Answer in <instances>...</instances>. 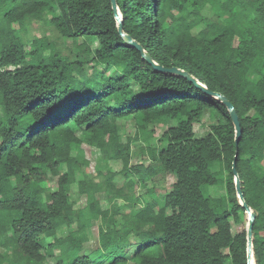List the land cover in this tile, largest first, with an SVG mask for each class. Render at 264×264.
Here are the masks:
<instances>
[{"label": "trees", "instance_id": "obj_1", "mask_svg": "<svg viewBox=\"0 0 264 264\" xmlns=\"http://www.w3.org/2000/svg\"><path fill=\"white\" fill-rule=\"evenodd\" d=\"M116 7L141 50L120 36L110 0H0V264H247L249 215L236 178L255 216L251 260L264 264V0ZM33 22L52 35L32 34ZM143 53L230 101L238 145L225 104ZM206 109L219 120L196 137ZM83 145L99 153L93 172ZM168 174L174 180L156 195ZM218 185L223 195L212 196Z\"/></svg>", "mask_w": 264, "mask_h": 264}, {"label": "rangeland", "instance_id": "obj_2", "mask_svg": "<svg viewBox=\"0 0 264 264\" xmlns=\"http://www.w3.org/2000/svg\"><path fill=\"white\" fill-rule=\"evenodd\" d=\"M203 12L205 14H210V9L209 7H206ZM30 32L34 35H38L40 36L41 34H46V35H49L51 36L53 31L50 27V25L48 23H44V22H33L31 25H30ZM66 45H69L70 44V40H66L65 42ZM63 52L65 53V50H63ZM219 120V117L216 115V113H214L213 111L211 110H204V112L202 113V116L200 118V122L199 123H196L194 124L193 126V129H194V133H195V136L196 137H201L202 135H204L207 131H208V127L210 124L212 123H215L216 121ZM125 125L127 126V131L126 133L131 135L134 131V126H133V121L131 119H128L125 121ZM174 124V121L171 120L169 122V125H173ZM162 132V128H154V134H153V137L151 138V142H155V139L157 136H159ZM140 143H134L132 144L133 147H136L137 145H139ZM82 149L84 150V154H85V157L89 160V165L87 166V170L89 172H93L94 169H95V166L97 164L98 167H100L102 165V162L100 160L97 159L96 161V158L99 156V153L94 149V148H90L86 145H83L82 146ZM146 154V151H142V155H145ZM140 160V156H135V152L132 153V159H131V163H136ZM95 165V166H94ZM110 166L113 170L117 171L120 169V162L119 161H111L110 162ZM55 179L56 177L54 176H51L49 175L48 176V187L50 188V190H53L54 187H55ZM174 180L173 176L171 174H168L165 178V180L163 181V183H161V185H158L156 186L155 188V193L156 195H161L165 190H167L169 187V184ZM121 182V179H117V183L120 184ZM150 185V183H149ZM157 185V183H156ZM144 189L142 188H136V192L137 193H140L142 192ZM209 193L212 195V196H219V195H223L224 193V189H223V185H218V186H212L210 187L209 189ZM103 197V196H102ZM101 197V200L103 201L102 202V206L103 208H107L109 206V203L104 200L103 198ZM74 198H76V205L79 206V207H83L85 206V196L81 195V196H77L75 195ZM116 202L118 203H121L122 202L120 200H116ZM122 211H125L124 208H122ZM232 227H233V231H237L240 229V225H237V224H232ZM62 234H64L66 232L65 229H62ZM90 235H91V241L88 243V245H91L90 247H95L96 246V238H97V228H96V223L93 224V226L91 227L90 229ZM135 239V237L133 235H130L129 236V240L130 241H133ZM0 251L2 252L3 249L0 248ZM10 252H8V257L7 258H10L11 257V254H9ZM128 255V254H127ZM126 255V256H127ZM47 263L48 264H51L53 259L52 258H47ZM225 264H230L229 260L227 259L225 261Z\"/></svg>", "mask_w": 264, "mask_h": 264}, {"label": "water", "instance_id": "obj_3", "mask_svg": "<svg viewBox=\"0 0 264 264\" xmlns=\"http://www.w3.org/2000/svg\"><path fill=\"white\" fill-rule=\"evenodd\" d=\"M110 1H111V5H112L114 16H115L116 21L118 23V32H119L120 36L124 39V41L128 45L133 46V47L138 48V49L141 50L140 46L134 40H132L128 35H126L123 32L122 23H121V20H120V18L118 16V13H117L116 0H110ZM143 54L146 57L147 61L153 65L154 69L159 70V71H170V72L185 76L186 78L191 80L203 92H205L206 94H208V95H210L212 97L218 98L223 104H225V106L227 107V109L229 111L230 118H231L232 122L235 125V138H234V141H235V145H238L240 137H241V128H240L238 115H237L233 105L230 103V101H228L220 93L210 91L206 87L202 86L200 83H198V81L196 79H194L187 72H183V71H181L179 69H176V68L165 69L162 66H159V65L153 63L152 60L149 57H147V55L145 53H143ZM236 158H237V154L234 155V159H233V162H232V171H233V173L235 175L237 174V172H236ZM236 189H237V192H238L239 197L241 199L242 206L248 212V215H249V222H248V228H247V237H248L247 264H253L252 260H251V237H252V226H253V221H254V217L255 216H254V213L251 211V209L248 207V205L246 204V202L244 201V199L242 197V193H241V189H240V184H239L238 178H236Z\"/></svg>", "mask_w": 264, "mask_h": 264}]
</instances>
